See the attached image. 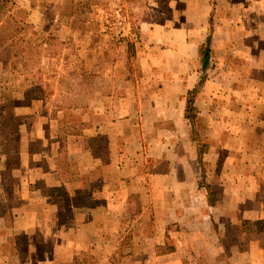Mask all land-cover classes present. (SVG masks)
Masks as SVG:
<instances>
[{
  "label": "crops",
  "instance_id": "1",
  "mask_svg": "<svg viewBox=\"0 0 264 264\" xmlns=\"http://www.w3.org/2000/svg\"><path fill=\"white\" fill-rule=\"evenodd\" d=\"M174 2L178 13L142 20L139 38L110 35L123 46L113 58L120 78L107 90L94 83L81 105L26 100L17 76L7 114L21 121L0 135V264H111L113 254V264H200L187 256L208 248L205 236L217 244L215 202L230 203L221 233L264 219V0ZM24 6L13 1L10 19ZM119 36L135 39L129 62ZM134 68L140 75L127 86L122 70L132 80ZM135 216L133 229L123 226ZM236 249V264H264L261 246Z\"/></svg>",
  "mask_w": 264,
  "mask_h": 264
},
{
  "label": "rangeland",
  "instance_id": "2",
  "mask_svg": "<svg viewBox=\"0 0 264 264\" xmlns=\"http://www.w3.org/2000/svg\"><path fill=\"white\" fill-rule=\"evenodd\" d=\"M21 1L25 6L15 10L12 19L8 18L5 10L0 13V135L16 130L21 121L20 116L7 114L13 90L17 89L14 85L16 87L18 75L26 87L22 95L26 100L46 97L56 99L58 107L81 105L92 96L94 83L99 82L107 90L111 81L120 78V63L114 62L113 58L119 55L123 57L124 51L122 45L114 44L110 36L112 33L134 32V36L139 38L140 27L144 26L142 20L170 18L173 13H178L173 10L174 7L181 6L180 2L174 0ZM142 47L139 39L135 48ZM135 65L140 66L139 61ZM139 75L134 68V79L131 80V75L123 69L122 83L133 86ZM46 108L52 111L53 104L48 103ZM32 116L25 115L26 124L32 123ZM34 145L39 146V143L34 142ZM213 189L215 198L220 199V187L217 185ZM132 199L134 202L128 211L135 214L140 202L136 195ZM87 201L92 206L96 200ZM216 205L218 213L213 222L219 231L217 244L212 237L205 236L208 248L195 249V253L194 249H189L188 263L199 255L196 263L203 259L200 264H207L211 253L212 264H236L239 259L230 260L229 257L237 253V246L240 249L255 244L264 248V219H245L238 224L239 232L221 233L230 225L222 212L228 209L230 203L221 200L215 202ZM206 209L209 210L208 207ZM137 223V216L125 218L123 226L133 224V229ZM211 246L214 248L209 249ZM231 246L233 250H230ZM247 254L250 257L258 256L257 251H248ZM115 257L114 254L109 256L111 264L115 262ZM93 258V255H88L85 259L91 261Z\"/></svg>",
  "mask_w": 264,
  "mask_h": 264
},
{
  "label": "trees",
  "instance_id": "3",
  "mask_svg": "<svg viewBox=\"0 0 264 264\" xmlns=\"http://www.w3.org/2000/svg\"><path fill=\"white\" fill-rule=\"evenodd\" d=\"M12 4H13L12 0H0V13L5 10V13L7 12L8 14L7 15L8 18H10L11 12L9 10L12 7ZM208 23L209 24L207 26V34H206L205 40L198 46V54L200 57L202 68H205L208 65L210 56H211V42L210 41H211L212 22L210 18H209ZM131 34L134 35L136 33L132 32ZM115 40L124 41L125 50H126V60L127 62H129L128 60H130V57L133 56L134 54V40L135 39L133 40L132 38L130 39L129 37L119 36V37H115ZM201 78H203V76ZM190 102H191V98H188L187 99V112L190 111Z\"/></svg>",
  "mask_w": 264,
  "mask_h": 264
}]
</instances>
